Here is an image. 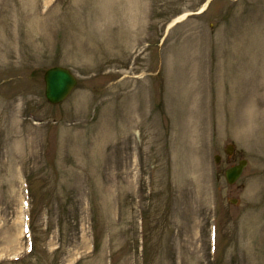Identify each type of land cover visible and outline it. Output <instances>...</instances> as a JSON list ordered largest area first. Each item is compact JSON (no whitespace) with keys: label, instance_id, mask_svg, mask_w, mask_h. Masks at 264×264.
I'll use <instances>...</instances> for the list:
<instances>
[{"label":"rangeland","instance_id":"1","mask_svg":"<svg viewBox=\"0 0 264 264\" xmlns=\"http://www.w3.org/2000/svg\"><path fill=\"white\" fill-rule=\"evenodd\" d=\"M0 264H264V0H0Z\"/></svg>","mask_w":264,"mask_h":264},{"label":"water","instance_id":"2","mask_svg":"<svg viewBox=\"0 0 264 264\" xmlns=\"http://www.w3.org/2000/svg\"><path fill=\"white\" fill-rule=\"evenodd\" d=\"M46 96L52 103L64 100L77 83L73 73L66 67L53 66L45 71ZM230 152L231 150H227ZM219 158V157H217ZM247 160L242 159L237 165L226 169V178L230 183H234L242 174Z\"/></svg>","mask_w":264,"mask_h":264},{"label":"bare ground","instance_id":"3","mask_svg":"<svg viewBox=\"0 0 264 264\" xmlns=\"http://www.w3.org/2000/svg\"><path fill=\"white\" fill-rule=\"evenodd\" d=\"M238 106H240V104L238 103ZM238 108V107H237ZM240 109H241V106H240Z\"/></svg>","mask_w":264,"mask_h":264}]
</instances>
